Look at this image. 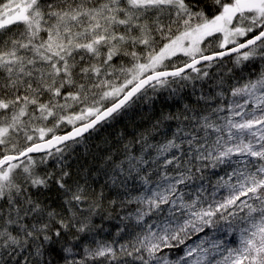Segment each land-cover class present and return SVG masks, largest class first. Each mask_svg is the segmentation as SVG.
Segmentation results:
<instances>
[{
    "label": "snow or ice",
    "instance_id": "snow-or-ice-1",
    "mask_svg": "<svg viewBox=\"0 0 264 264\" xmlns=\"http://www.w3.org/2000/svg\"><path fill=\"white\" fill-rule=\"evenodd\" d=\"M0 264H264V0H0Z\"/></svg>",
    "mask_w": 264,
    "mask_h": 264
},
{
    "label": "trees",
    "instance_id": "trees-1",
    "mask_svg": "<svg viewBox=\"0 0 264 264\" xmlns=\"http://www.w3.org/2000/svg\"><path fill=\"white\" fill-rule=\"evenodd\" d=\"M144 112H145V114H147V109H146V108L144 109ZM118 127H119V128H123V127H124L123 122H122L120 125H118ZM109 131H111V129H110ZM73 167H74V168L76 167V162H75V161L73 162ZM106 226H107L110 230H112V225H111V224H107ZM113 234H114V233H113ZM103 238H106V239H112L113 237H112V236H109L107 233H105V235H104Z\"/></svg>",
    "mask_w": 264,
    "mask_h": 264
}]
</instances>
